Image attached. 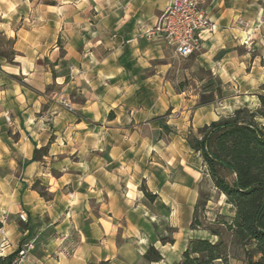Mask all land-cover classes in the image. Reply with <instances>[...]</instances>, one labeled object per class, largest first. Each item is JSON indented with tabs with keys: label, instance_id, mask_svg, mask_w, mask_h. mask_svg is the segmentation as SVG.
Listing matches in <instances>:
<instances>
[{
	"label": "clouds",
	"instance_id": "9594fccd",
	"mask_svg": "<svg viewBox=\"0 0 264 264\" xmlns=\"http://www.w3.org/2000/svg\"><path fill=\"white\" fill-rule=\"evenodd\" d=\"M236 128L264 175V0H0V264H264Z\"/></svg>",
	"mask_w": 264,
	"mask_h": 264
},
{
	"label": "trees",
	"instance_id": "16d2710c",
	"mask_svg": "<svg viewBox=\"0 0 264 264\" xmlns=\"http://www.w3.org/2000/svg\"><path fill=\"white\" fill-rule=\"evenodd\" d=\"M235 132L246 139L247 132L236 128L230 132H220L206 147L205 159L214 174L224 185H217L223 193L232 192V207L235 217L230 224L236 225L240 234H247L251 240L264 239V175H250L252 166L257 162V153L237 148L229 137ZM264 145V140L259 141ZM232 178L227 180V176ZM261 229L258 231L257 229Z\"/></svg>",
	"mask_w": 264,
	"mask_h": 264
},
{
	"label": "rangeland",
	"instance_id": "374dc122",
	"mask_svg": "<svg viewBox=\"0 0 264 264\" xmlns=\"http://www.w3.org/2000/svg\"><path fill=\"white\" fill-rule=\"evenodd\" d=\"M227 180H228V181H231L232 178L228 175V176H227ZM221 199H223V196L221 197Z\"/></svg>",
	"mask_w": 264,
	"mask_h": 264
}]
</instances>
